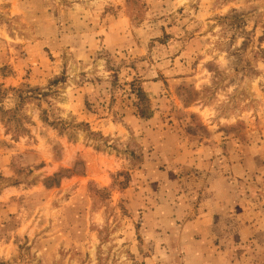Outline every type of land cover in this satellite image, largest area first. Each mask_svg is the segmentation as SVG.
I'll list each match as a JSON object with an SVG mask.
<instances>
[{"label":"rangeland","instance_id":"374dc122","mask_svg":"<svg viewBox=\"0 0 264 264\" xmlns=\"http://www.w3.org/2000/svg\"><path fill=\"white\" fill-rule=\"evenodd\" d=\"M203 193L264 230V0H0V264H183Z\"/></svg>","mask_w":264,"mask_h":264},{"label":"crops","instance_id":"0c3cea01","mask_svg":"<svg viewBox=\"0 0 264 264\" xmlns=\"http://www.w3.org/2000/svg\"><path fill=\"white\" fill-rule=\"evenodd\" d=\"M191 181L195 185L190 192L193 198L195 190L206 181H202V177ZM216 204H221L219 196L203 193L201 203L191 202L185 206L189 219L179 227L182 232L178 246L182 252L180 261L183 264H264V256L258 255L259 245L264 244H259L257 239L264 230L256 223H245L244 214L228 215L229 222L223 207Z\"/></svg>","mask_w":264,"mask_h":264},{"label":"trees","instance_id":"16d2710c","mask_svg":"<svg viewBox=\"0 0 264 264\" xmlns=\"http://www.w3.org/2000/svg\"><path fill=\"white\" fill-rule=\"evenodd\" d=\"M138 93H139V94H138L139 96H140V95H143V93H142L141 91H139Z\"/></svg>","mask_w":264,"mask_h":264}]
</instances>
